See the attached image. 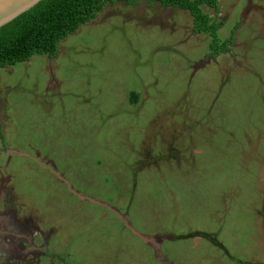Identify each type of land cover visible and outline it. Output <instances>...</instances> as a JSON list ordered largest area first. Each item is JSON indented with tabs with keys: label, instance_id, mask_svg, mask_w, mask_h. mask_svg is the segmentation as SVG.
I'll use <instances>...</instances> for the list:
<instances>
[{
	"label": "rangeland",
	"instance_id": "374dc122",
	"mask_svg": "<svg viewBox=\"0 0 264 264\" xmlns=\"http://www.w3.org/2000/svg\"><path fill=\"white\" fill-rule=\"evenodd\" d=\"M218 3V56L117 1L0 69V264H264V0Z\"/></svg>",
	"mask_w": 264,
	"mask_h": 264
},
{
	"label": "trees",
	"instance_id": "16d2710c",
	"mask_svg": "<svg viewBox=\"0 0 264 264\" xmlns=\"http://www.w3.org/2000/svg\"><path fill=\"white\" fill-rule=\"evenodd\" d=\"M117 1L131 4L136 2V0H41L0 27V69L28 61L37 54L56 57L62 41L73 35L82 25L96 18L108 3ZM154 2H159L164 7L188 10L193 17L194 31L212 36L209 45L211 55L217 56L226 51L233 42L234 35L232 39L219 41L218 30L223 23L203 10L205 6L218 10L219 0H150V4ZM138 97L139 93L136 90L131 91L132 104L137 102ZM0 134L4 137L1 119ZM209 236L206 235L208 238Z\"/></svg>",
	"mask_w": 264,
	"mask_h": 264
},
{
	"label": "water",
	"instance_id": "95a60500",
	"mask_svg": "<svg viewBox=\"0 0 264 264\" xmlns=\"http://www.w3.org/2000/svg\"><path fill=\"white\" fill-rule=\"evenodd\" d=\"M41 0H0V27L5 25L6 23L12 21L16 17H18L23 12L29 10L31 7L36 5ZM76 192L75 190H73ZM84 198V197H83ZM88 198V197H86ZM91 201L96 203H102L100 200H97L95 198H89ZM104 205H107V203L103 202ZM130 228L138 235L142 236L146 239L145 236L141 234V232L135 230V228ZM148 238V237H147ZM162 253L160 254V256Z\"/></svg>",
	"mask_w": 264,
	"mask_h": 264
},
{
	"label": "flooded vegetation",
	"instance_id": "af4514ba",
	"mask_svg": "<svg viewBox=\"0 0 264 264\" xmlns=\"http://www.w3.org/2000/svg\"><path fill=\"white\" fill-rule=\"evenodd\" d=\"M220 54H221V53H220ZM218 55H219V54H218ZM218 55H217V56H218ZM0 135H1V134H0ZM1 137H2V136H1ZM2 138H3V137H2ZM4 146L6 147V144H5V142L2 140V147H4ZM0 151H3V149H0Z\"/></svg>",
	"mask_w": 264,
	"mask_h": 264
},
{
	"label": "clouds",
	"instance_id": "9594fccd",
	"mask_svg": "<svg viewBox=\"0 0 264 264\" xmlns=\"http://www.w3.org/2000/svg\"><path fill=\"white\" fill-rule=\"evenodd\" d=\"M211 55V54H210ZM212 56V55H211Z\"/></svg>",
	"mask_w": 264,
	"mask_h": 264
}]
</instances>
